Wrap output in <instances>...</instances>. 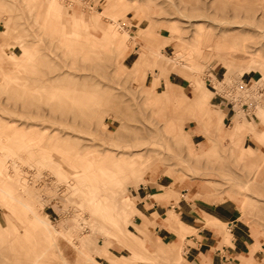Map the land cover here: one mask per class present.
Segmentation results:
<instances>
[{
    "label": "rangeland",
    "instance_id": "obj_1",
    "mask_svg": "<svg viewBox=\"0 0 264 264\" xmlns=\"http://www.w3.org/2000/svg\"><path fill=\"white\" fill-rule=\"evenodd\" d=\"M106 3L0 0V185L37 204L38 214L55 225L60 255L49 258L56 264L84 262L80 249L99 262L98 256H106L109 264H178L180 248L158 254L161 243L150 234L146 218L132 220L140 211L131 188L147 182L153 171L174 175L175 169L188 179V172H197L201 176L193 178L217 179L223 188L228 182L231 187L221 197L235 192L243 198L242 213L261 220L264 228V162L244 149L245 144L257 147L255 138L245 135L242 143L202 120L208 139L217 137L210 149L196 150L182 118L191 102L161 105L169 102L163 90H156L158 83L151 87V80L148 86L151 74L157 76L154 68L160 69L150 63L152 57L167 62L168 70L186 67L189 95L198 81L208 85L209 65L220 61L222 78L210 77L234 99L231 121L258 125L257 101L264 100V0H113L114 11L103 8ZM138 40V56L130 63L127 54ZM167 43L174 48L161 52ZM206 169L215 173L204 176ZM212 185L206 181L203 190L211 194ZM174 186H165V192ZM7 200L0 193V240L14 228L6 217L21 228L26 215ZM29 222L38 226L33 217L19 233L33 238L36 228ZM7 249L0 243V251L8 254Z\"/></svg>",
    "mask_w": 264,
    "mask_h": 264
},
{
    "label": "crops",
    "instance_id": "obj_2",
    "mask_svg": "<svg viewBox=\"0 0 264 264\" xmlns=\"http://www.w3.org/2000/svg\"><path fill=\"white\" fill-rule=\"evenodd\" d=\"M107 1L108 3L103 8L114 11L117 5L115 3L111 4L113 0ZM159 34L165 35L162 32ZM139 45L140 41L138 40L133 49H130L127 54V57L129 56L127 60L130 63L138 56L137 49ZM168 45H172L174 48L172 43H167L160 47V51L166 50ZM150 63L157 65L160 69L154 68L157 76H154L153 73L151 74L152 77L148 81V86L150 80L151 87L158 83L156 90H163L165 102L169 101L161 105L174 107L185 101H190V104L193 105L189 107L188 114L182 118L186 126L190 127V131H187V133H189L191 140L196 145V150L201 145L210 149L214 136L217 137V135H213L208 139L204 130L205 124L202 121L204 120L208 125H216L227 134L239 136L242 143L245 135L254 137L256 142L252 141L257 147L252 144H245L244 149H251L253 157L262 163L264 162V146H262V143H264V100L257 101L258 115L253 113L259 117L258 125H254L248 119L240 122L236 119L231 121L236 114L234 99H231L228 89H218L212 83L211 78L212 74L217 79L222 78L224 71H222L223 65L220 61V64L212 62L209 65L208 75L210 80L208 85L198 81L191 95H189L188 83L187 85L185 84L187 78L182 73V71L186 70V67L181 68L180 66L179 69L168 70L169 64L167 62H160L153 57L150 59ZM135 64L141 68L137 59ZM158 71L165 75L160 78ZM148 72L150 73L151 71ZM242 74L250 79L251 75ZM242 76L241 78L244 80ZM158 87L160 88L158 89ZM178 87H181V89ZM207 87L211 90L209 106L206 105V98H208L206 94L208 92ZM172 96L175 98L173 101H171ZM243 105L242 107H248V104ZM207 112H210V114L206 116ZM248 113L246 112L245 115L249 116L250 114ZM192 116L197 120L192 118ZM226 123L229 125L227 124V128L224 129ZM236 124L238 125L236 128L238 130L237 133H235L234 128ZM203 125L204 133L201 130ZM242 133L245 134L242 136ZM224 137L228 139L227 136ZM205 153L197 151V154ZM259 154L262 158L259 157ZM199 166L203 167L202 164ZM173 170L174 175H163L153 171L148 174L147 182H139L136 187L131 188V196L140 211V213H134L132 220L135 223H141L143 218H146L145 221L150 234L152 233L157 241L161 243L156 245L158 254H174L177 251L175 247H177V249L180 248L178 264H264V228L259 225L261 220L248 219L247 213H242L241 200L243 198H239L235 192L231 196L221 197L231 187L230 184L224 179V182H227V187L223 188L220 183L222 181L217 179L212 181L208 177L209 179L205 181H199L193 178L194 176H201L196 174L197 172H194V175L188 172V179L184 178L183 172L179 173L175 169ZM206 170H208V174L204 176H211L215 173L211 169ZM220 179L223 180V175ZM206 181H209L211 185L213 184L211 194L207 190H203V185ZM172 183L175 185V189L168 194L165 192V186ZM170 224L182 231L170 228ZM168 242L170 243L168 244ZM160 245L166 250L161 249ZM108 248L116 254H121V252H116L111 248L110 245H108ZM98 257L102 264H109V259L106 256Z\"/></svg>",
    "mask_w": 264,
    "mask_h": 264
},
{
    "label": "bare ground",
    "instance_id": "obj_3",
    "mask_svg": "<svg viewBox=\"0 0 264 264\" xmlns=\"http://www.w3.org/2000/svg\"><path fill=\"white\" fill-rule=\"evenodd\" d=\"M85 39L87 40L86 36ZM0 193L8 196L9 200H7L6 203L11 209L14 210V207L20 205L26 211V215L21 218L24 222L21 228L17 226L9 217H6L7 221H11L14 224V228L11 227L12 229L9 235L12 236L13 233L15 240L11 238V236H8L7 240L1 238L0 243L3 242L4 246L8 247V254L6 250L0 251V264H56L57 262L53 263V260L49 258V255L51 254L56 257H59L60 255V250L56 242L57 228L55 225L45 215L43 216L38 214L39 210L37 204L28 200V198L22 196L20 193H11L4 189L2 185H0ZM98 206L101 209L104 208L105 210L106 205ZM33 217L38 221V226L34 227L32 223H29L31 227L36 228V233L33 238L29 236L24 237L19 233V229H27V221H30ZM7 241L8 244H6ZM23 242H25V248L22 247ZM78 252L83 257L84 262L81 261L77 264H100V262L91 254H85L80 249H78Z\"/></svg>",
    "mask_w": 264,
    "mask_h": 264
}]
</instances>
